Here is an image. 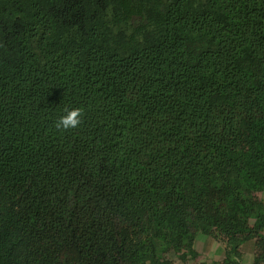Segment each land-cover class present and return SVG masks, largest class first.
I'll list each match as a JSON object with an SVG mask.
<instances>
[{
  "label": "trees",
  "instance_id": "trees-1",
  "mask_svg": "<svg viewBox=\"0 0 264 264\" xmlns=\"http://www.w3.org/2000/svg\"><path fill=\"white\" fill-rule=\"evenodd\" d=\"M249 241L264 264V0H0V264Z\"/></svg>",
  "mask_w": 264,
  "mask_h": 264
},
{
  "label": "crops",
  "instance_id": "crops-1",
  "mask_svg": "<svg viewBox=\"0 0 264 264\" xmlns=\"http://www.w3.org/2000/svg\"><path fill=\"white\" fill-rule=\"evenodd\" d=\"M194 249L201 256V260L208 263L220 262L225 258V245L218 239L199 232L194 241ZM242 261L246 255L254 257L255 245L254 241H249L241 246ZM253 262V261H252ZM175 264H184L180 260L174 258ZM189 264H198L196 261H190Z\"/></svg>",
  "mask_w": 264,
  "mask_h": 264
},
{
  "label": "clouds",
  "instance_id": "clouds-1",
  "mask_svg": "<svg viewBox=\"0 0 264 264\" xmlns=\"http://www.w3.org/2000/svg\"><path fill=\"white\" fill-rule=\"evenodd\" d=\"M54 122L52 127L57 132H67L72 129H77L84 122L85 109L83 107H65ZM253 257L246 255L242 264H252Z\"/></svg>",
  "mask_w": 264,
  "mask_h": 264
},
{
  "label": "rangeland",
  "instance_id": "rangeland-1",
  "mask_svg": "<svg viewBox=\"0 0 264 264\" xmlns=\"http://www.w3.org/2000/svg\"><path fill=\"white\" fill-rule=\"evenodd\" d=\"M156 243L158 246H160V247L162 246V244L159 241H157Z\"/></svg>",
  "mask_w": 264,
  "mask_h": 264
}]
</instances>
